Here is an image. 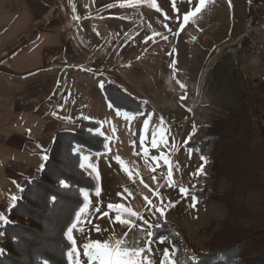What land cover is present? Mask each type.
<instances>
[{"label":"rangeland","instance_id":"obj_1","mask_svg":"<svg viewBox=\"0 0 264 264\" xmlns=\"http://www.w3.org/2000/svg\"><path fill=\"white\" fill-rule=\"evenodd\" d=\"M155 3L161 11L152 0H0V228L38 176L55 132L74 130L85 118L98 121L107 138L106 152L76 148L95 166L84 170L96 187L82 191L87 207L72 224L68 264H102L107 257L85 255V245L96 241L116 251L142 248L123 258L161 264L165 249L179 248L177 239L147 235L160 219L182 232L185 249L190 244L202 252L226 221L245 236L264 228V143L257 132L264 125V0H206L179 32L172 0ZM175 4L182 20L198 0ZM116 90L141 101V112L117 110L106 98L122 103ZM213 125L229 139L226 146L208 142L200 154L186 145L206 138ZM153 133L167 147L151 155L167 153L171 176L163 161L134 155L140 136L150 141ZM207 186L214 188L212 198L196 204L191 188ZM154 191L163 197V215L147 209L145 197L160 206ZM224 195L229 200L220 203ZM110 204H125L148 224L141 231L116 223ZM255 237L247 246L259 251L250 256L261 255L264 263V230ZM174 258L181 263L177 252Z\"/></svg>","mask_w":264,"mask_h":264},{"label":"trees","instance_id":"obj_2","mask_svg":"<svg viewBox=\"0 0 264 264\" xmlns=\"http://www.w3.org/2000/svg\"><path fill=\"white\" fill-rule=\"evenodd\" d=\"M116 92L122 103L107 96L109 93H106V98L117 110L131 114L141 112V101L121 90ZM207 127L206 138L189 140L186 144L200 154H204L208 142L220 146L224 141L226 146L229 141L214 133L215 125ZM99 129L98 121L79 118L78 127L74 130L55 132L48 157L44 160L38 176L22 189L19 197L8 209L7 221L0 228L3 233V239L0 240V264H44V261L48 264H68V252L72 245L65 237V229L73 224L79 208L84 205L82 191H92L96 187L94 179L78 167L80 154L78 151V154H74L73 149L81 147L94 153L106 152L107 138ZM257 132L264 143L263 124L258 125ZM242 145L247 147L245 142ZM209 156L212 158L211 167H214V152ZM60 179L70 181L71 187L61 188L58 183ZM213 192V186L191 188L196 204L212 198ZM52 196L56 197L55 203L50 201ZM228 200V195H224L220 203ZM233 224L226 221L214 234L205 252L194 249L190 244L185 249L180 244L181 240H185L184 235L180 237L182 232L163 219L154 227V236L177 239V257L180 264H189L190 258H195L199 264H264L261 263L263 256H250L252 251L259 250L247 246L264 228L255 230L253 235L245 236L243 229L234 227ZM227 225L232 226L230 231Z\"/></svg>","mask_w":264,"mask_h":264},{"label":"snow or ice","instance_id":"obj_3","mask_svg":"<svg viewBox=\"0 0 264 264\" xmlns=\"http://www.w3.org/2000/svg\"><path fill=\"white\" fill-rule=\"evenodd\" d=\"M206 0H198V6L194 9V10H189L183 13V17L182 20L180 18V13H179V9L176 7L175 4V0H172V10L174 12L177 13L176 19H177V24H178V28L177 31H181L184 28V25L187 24L190 19L192 17H194L198 12H200V10L204 7ZM152 6L154 8L157 9V11H161V9H159L155 3V0H152ZM166 15V14H165ZM149 39V37L145 38V42H147V40ZM171 55V53H170ZM172 67H175V61H173ZM182 88H185L186 91V86H184L183 84H181ZM185 97H181V99H184ZM163 119V118H161ZM148 125H149V121L147 119L144 120L143 123V128L146 131L148 129ZM30 132V130H29ZM161 144H163V146L167 147V141L164 140L163 135L160 136L159 138V142L157 139V135L155 133H153L151 140L149 141L147 139V137L145 135H141L140 136V152H134V155L140 156L141 158L145 159V161L147 162L148 160L157 162V164H159L160 161H163L164 164L166 166L169 167V176H171V170H170V162L167 159V153L166 152H161L160 155L158 156H152L151 155V149H156L161 147ZM133 147H135V141L133 142ZM74 154H78L76 153V150L73 149ZM88 157H80V162L78 167L81 170H84L85 168L91 169L92 171H96L95 166L92 165L91 163L85 164L84 161L88 160ZM119 164L123 165L124 161L119 157L116 156L114 158ZM125 171H128L127 169H122ZM201 171V170H198ZM129 175L131 176V172L129 171ZM193 175H196V173H194ZM155 177H153V180L155 181ZM59 185L61 188L64 189H68L71 187L70 181L66 180V179H60L58 181ZM169 186H172L171 184ZM145 187H147V185H145ZM181 193L187 195V191L183 188L180 189ZM84 196L85 201L87 200L88 196L86 192L82 193ZM118 195L123 197V193H119ZM153 195L158 197L161 200L160 206L159 208H157L155 205H153L151 203L150 200H148L147 197H145V201L147 204V209L149 211V214H154L155 212H159L161 215H163L164 212V208H165V204L163 202V197H161L159 195L158 191H154ZM50 201L52 203H55L56 201V197L52 196L50 197ZM169 205H171V202H169ZM87 207V204L85 203L82 207L79 208L77 214H76V223H79V218L80 215L84 212V208ZM108 208L110 210L115 209L117 210L118 214L115 217V222L116 223H120V224H127L129 226V229L133 228V227H138L141 231L144 230V225L148 224L147 219L142 216L139 213H136L135 211H133L130 207H127L125 204H117V205H108ZM120 212H123L125 214V216L128 217H133L136 220L140 221L139 225H136L134 223L133 220L130 219H123L122 216L119 214ZM149 227H156L155 225H149ZM97 231H100L99 227H96ZM73 232V226L69 225L66 229H65V237L66 239L71 242L74 243V238L71 235V233ZM148 236H153L154 233L149 231L147 233ZM124 236H127V233L124 234ZM160 243L164 242L163 238H160L159 240ZM117 243L119 244L120 241H117ZM146 243L150 244V241H148L146 239ZM85 248L88 249V251L85 252V255L91 256L93 254V251L95 252V255L97 258H101V257H107V259L102 260V264H136L135 261H132L130 259L126 260L123 257L125 255H136L138 253H141L144 251V249L142 248H136L133 250H124V251H116V250H112L110 249V246L108 243L104 242H100V241H96L93 242L92 244H88L85 245ZM113 251H115V256L113 257L112 253ZM178 251V249H176L174 246L171 249V251L169 249H165L164 250V259L162 260L161 264H178V261L174 258V254ZM2 254V253H0ZM44 264H48L47 261H44ZM142 264V262H141ZM189 264H199V262L195 259V258H190L189 259Z\"/></svg>","mask_w":264,"mask_h":264},{"label":"bare ground","instance_id":"obj_4","mask_svg":"<svg viewBox=\"0 0 264 264\" xmlns=\"http://www.w3.org/2000/svg\"><path fill=\"white\" fill-rule=\"evenodd\" d=\"M170 83H171V82H170ZM170 83L168 84L169 86L172 84V83H171V84H170Z\"/></svg>","mask_w":264,"mask_h":264},{"label":"clouds","instance_id":"obj_5","mask_svg":"<svg viewBox=\"0 0 264 264\" xmlns=\"http://www.w3.org/2000/svg\"><path fill=\"white\" fill-rule=\"evenodd\" d=\"M179 84H180V82L178 83V86H180Z\"/></svg>","mask_w":264,"mask_h":264},{"label":"crops","instance_id":"obj_6","mask_svg":"<svg viewBox=\"0 0 264 264\" xmlns=\"http://www.w3.org/2000/svg\"><path fill=\"white\" fill-rule=\"evenodd\" d=\"M47 158V157H46Z\"/></svg>","mask_w":264,"mask_h":264}]
</instances>
